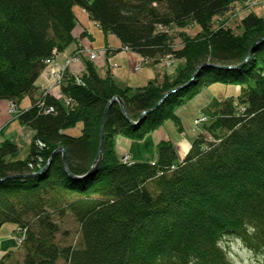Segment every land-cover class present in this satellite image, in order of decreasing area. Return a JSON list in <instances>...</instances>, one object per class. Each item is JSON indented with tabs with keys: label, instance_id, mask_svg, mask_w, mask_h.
<instances>
[{
	"label": "trees",
	"instance_id": "trees-1",
	"mask_svg": "<svg viewBox=\"0 0 264 264\" xmlns=\"http://www.w3.org/2000/svg\"><path fill=\"white\" fill-rule=\"evenodd\" d=\"M242 1L0 0V101L18 108L28 96L31 105L18 121L34 131L26 158L17 157L15 141L0 143V229L10 222L23 234L16 248L22 258L11 250L0 264H59L61 259L66 264H231L220 244L231 233L264 254V41L240 68L204 66L190 85L168 96L138 125L114 102L102 160L90 176L71 177L57 153L43 174L9 177L38 171L60 146L71 174L83 175L96 159L105 107L115 95L138 120L166 91L187 82L200 63H242L264 36V15L236 16ZM75 6L117 37L120 50L139 54L140 63L155 66L168 56L182 60L176 77L121 88L110 74L101 76L89 58L82 72L71 71L74 62L67 67L55 84L61 95L46 88L36 94L42 75L52 82L47 67L54 65L48 60L55 61L74 41ZM232 21H238V30ZM194 24L199 33L184 35L176 48L175 25ZM77 61H83L81 56ZM216 82L236 85L238 94L223 99L196 126L200 132L184 157L172 139L158 141L151 161L134 160L129 152L125 161L118 153L119 135L143 139L168 118L180 121L175 110ZM80 122L79 135L66 132ZM66 215L79 223L77 246L64 245L58 237Z\"/></svg>",
	"mask_w": 264,
	"mask_h": 264
},
{
	"label": "rangeland",
	"instance_id": "rangeland-1",
	"mask_svg": "<svg viewBox=\"0 0 264 264\" xmlns=\"http://www.w3.org/2000/svg\"><path fill=\"white\" fill-rule=\"evenodd\" d=\"M246 1L249 3L247 6H245ZM237 4L236 16L239 19L250 11H254L260 16L264 15V0H243ZM74 11L77 16V25L73 31L74 41L64 51L58 53L56 57L57 61L55 60L52 62L48 60L49 64L54 65L51 68L49 65L47 67L48 74H51L50 71L54 68L53 73L48 75L52 82L49 81L46 76L42 75L37 81L39 88L36 94L42 91L43 88H46L50 89L55 95H61V91L59 88L55 87V84L61 82L63 73L67 71L68 66L65 68L64 65H66V63H63L71 54H73L72 57L81 56L83 59L81 63L74 61L71 71L82 72L85 67L84 61L90 58L101 76L106 77L107 74H110L115 83L121 88H139L146 86L150 80L155 78H157L159 82H163L165 77L169 79L176 77L179 68L182 66V60H170L168 56L169 58H165V61L158 65L153 66L152 64L146 63L142 64L138 70H134V67L143 61L139 54L131 50H120L122 45L119 39L114 35L105 33L98 27L84 8L75 6ZM231 13L230 11L227 15L230 16ZM225 17L226 16L220 19ZM232 22L231 25L238 30L236 26L238 21ZM200 30L201 28L197 24L189 27L175 25L174 31L172 32L175 39V47H182V37L187 35L195 37ZM183 32L186 34H183ZM80 46L85 47L83 48V52L77 50ZM95 50H97L98 55H94V52H90ZM108 50L110 51L108 52ZM93 56H95V58H93ZM170 61H173L172 66L166 67V64ZM235 86L236 85L229 83L216 82L203 88L198 95L187 100L185 104L175 110L180 121L174 117L168 118L162 125L147 134L143 139H131L119 135L117 137L118 153L120 155H126V153L129 152L134 160L151 161L156 158L158 141L161 139H172L176 145L178 144L177 148L179 155L181 157L185 156L187 153L186 151L191 146L193 137L200 132L201 127L199 130H195V119L205 116L210 118L223 99L238 94V90ZM30 105L31 99L28 96L22 100L18 108L16 104L11 101H0V143L5 139L15 141L20 146L17 157L21 159L26 158L31 151L34 131L22 125L18 121V115L23 109ZM201 122L202 121H200L199 124ZM82 126L81 122L77 123L75 126L66 130V132L77 136L81 133ZM202 127L205 126L203 125ZM186 143L188 147L185 149L184 146ZM38 145L42 146L40 142ZM38 159L39 161L41 160V158ZM60 227L61 232L58 235L60 241L64 245L77 246L80 240V226L78 221L70 217V215H66L62 219ZM22 239L23 234L21 233V229L18 230L16 224L10 222L5 223L0 229V259L11 250H13L16 258L21 259L23 252L18 251L19 249L16 250V248L20 247L19 243H21ZM220 244L226 252L227 258L231 264H264V254L250 247L248 242L237 234H225ZM59 264H66V262L61 259Z\"/></svg>",
	"mask_w": 264,
	"mask_h": 264
},
{
	"label": "water",
	"instance_id": "water-1",
	"mask_svg": "<svg viewBox=\"0 0 264 264\" xmlns=\"http://www.w3.org/2000/svg\"><path fill=\"white\" fill-rule=\"evenodd\" d=\"M264 41V36L260 37L258 40H256L252 46L250 47V50L248 52V55L246 56V58L244 59V61L238 65H219V64H215V63H210V62H202L200 63L196 70L194 71V73L192 74L191 78L185 82L182 83L180 85H177L176 87L166 91L164 93V95L155 103V105L153 107H151L150 109L144 110L142 111L140 117L138 118V120H133L129 117L126 107H125V103L123 102V100L121 99V97L119 95H115L112 99L109 100V102L107 103L106 107H105V111H104V116L102 119V124H101V129H100V141H99V147H98V151H97V156L96 159L94 161V163L91 165V167L89 168V170L87 171V173L83 174V175H73L71 174V172L68 169V165H67V157H66V149L63 146L57 147L52 154L50 155V157L48 158V160L46 161V163L42 166L41 169H39L38 171L32 172V173H27V174H16V175H11L9 177H37L43 173H45L51 166V162L53 157L55 156V154L57 153H61L62 154V158H63V167L65 169V171L73 178L75 179H83L84 177H88L90 176L93 172L96 171V169L98 168L101 160H102V156H103V149H104V135H105V128H106V123H107V118L109 115V111L110 108L112 106V104L114 102H118L123 115L125 116V118L132 124V125H138L140 124L145 117L154 112L160 105L161 103H163L165 101V99L170 96L171 94L178 92L179 90H181L182 88H185L186 86L190 85L197 77L198 72L204 67V66H213V67H217V68H223V69H236V68H240L242 66L245 65V63L248 61V59L253 55L255 49ZM7 178V177H6ZM4 178H0V180H3Z\"/></svg>",
	"mask_w": 264,
	"mask_h": 264
},
{
	"label": "built area",
	"instance_id": "built-area-1",
	"mask_svg": "<svg viewBox=\"0 0 264 264\" xmlns=\"http://www.w3.org/2000/svg\"><path fill=\"white\" fill-rule=\"evenodd\" d=\"M125 49H127V48H125ZM90 52H94V55H98V53H97L96 51H90ZM93 58H95V56H93ZM77 60H78V57H70V59L67 60L66 65H64V67L66 68L67 66L70 65V63H72V62H74V61H77ZM170 63H171V62H168L166 65H167V66L170 65ZM141 66H142V63H139V64H137V65L135 66L134 69H135V70H138ZM63 69H64V68H63ZM53 71H54V68L52 69L51 74L53 73ZM51 74H48V75H51ZM49 110H53V107L49 108ZM200 121H202V122L206 121V117H201V118H199L198 120L195 121V123L198 124ZM40 144H41L42 146H44L43 143L40 142ZM123 159H124L125 161H128V159H129V155H128V154L123 155ZM18 238H19V236H18Z\"/></svg>",
	"mask_w": 264,
	"mask_h": 264
},
{
	"label": "bare ground",
	"instance_id": "bare-ground-1",
	"mask_svg": "<svg viewBox=\"0 0 264 264\" xmlns=\"http://www.w3.org/2000/svg\"><path fill=\"white\" fill-rule=\"evenodd\" d=\"M188 147L187 143L185 144L184 148L186 149Z\"/></svg>",
	"mask_w": 264,
	"mask_h": 264
}]
</instances>
